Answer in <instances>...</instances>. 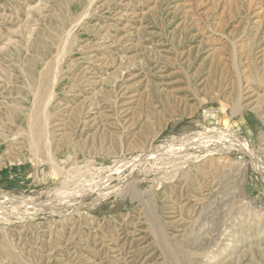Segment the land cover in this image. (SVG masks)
Returning <instances> with one entry per match:
<instances>
[{
  "label": "rangeland",
  "instance_id": "rangeland-1",
  "mask_svg": "<svg viewBox=\"0 0 264 264\" xmlns=\"http://www.w3.org/2000/svg\"><path fill=\"white\" fill-rule=\"evenodd\" d=\"M189 1L0 0V264H264V0Z\"/></svg>",
  "mask_w": 264,
  "mask_h": 264
},
{
  "label": "bare ground",
  "instance_id": "bare-ground-1",
  "mask_svg": "<svg viewBox=\"0 0 264 264\" xmlns=\"http://www.w3.org/2000/svg\"><path fill=\"white\" fill-rule=\"evenodd\" d=\"M223 1V3H224V0H222ZM216 2V1H215ZM230 2V1H229ZM249 2V1H248ZM214 3V2H213ZM250 3V2H249ZM220 3H216V4H214V8H216L218 5H219ZM188 7H189V9L188 8H186V9H188V10H186L185 9V11L186 12H191L192 14H193V16H195V15H197V17H196V20L198 19H200L199 18V16L202 14V13H200L199 11H197L196 9H195V7L193 8V6L194 5H196V4H194V2H192V0H190L187 4H186ZM185 5V6H186ZM216 5V6H215ZM225 5V4H224ZM220 6V5H219ZM230 6V5H229ZM256 7V6H255ZM199 8V7H198ZM224 8H225V6H224ZM217 9V8H216ZM220 9V8H219ZM184 10V9H183ZM223 10H225V9H223ZM219 12V11H218ZM185 13V12H184ZM211 17V16H210ZM192 18V17H191ZM194 18V17H193ZM204 20V19H203ZM207 25V24H206ZM218 26V25H217ZM202 30V29H201ZM210 31V30H209ZM211 33V32H210ZM213 33V32H212ZM209 34V33H208ZM226 37V36H225ZM209 38L211 39V41H214V42H218V41H222V40H220L221 38H217L216 36H214V34L213 35H211V36H209ZM228 39V38H227ZM61 57V56H60ZM60 59V58H59ZM237 65V64H236ZM235 72H236V76H235V79H236V83H237V85H238V88H237V91H238V96H239V100H238V102L236 103V105H235V108H234V110H236L235 112H238L239 110H240V104H241V102L243 101L242 99H243V97L244 96H242V95H244L243 93L245 92V90H247L246 89V87L244 86V82H243V78L241 77V75H240V72H239V70L237 69V66L235 67ZM58 74V73H57ZM110 94V93H109ZM121 94V93H120ZM51 94H47V96L45 97V103H46V105L51 101ZM103 98H104V96H103ZM127 99V98H126ZM242 100V101H241ZM103 102V101H102ZM105 106V105H104ZM48 107V106H47ZM45 113V112H44ZM48 124V123H47ZM47 126V125H46ZM241 142V141H240ZM239 142V143H240ZM234 144H235V142H233ZM232 146H233V144H232ZM244 146V144L243 145H241L240 147H243ZM243 149V148H242ZM244 149H246V148H244ZM243 149V150H244ZM240 150V149H239ZM243 150H241V151H243ZM245 151V150H244ZM243 151V152H244ZM246 152V151H245ZM250 154V153H249ZM251 156H252V154H251ZM252 158H253V156H252ZM254 159H256V158H254ZM252 160V161H256V160ZM258 159V158H257ZM257 162H260V161H257ZM256 162V163H257ZM255 163V164H256ZM262 163V162H261ZM259 165V164H258ZM262 165H263V163H262ZM256 166V165H255ZM259 166H261V165H259ZM264 166V165H263ZM258 167V166H257ZM264 168V167H263ZM260 170V169H259ZM262 170V169H261ZM264 171V170H263Z\"/></svg>",
  "mask_w": 264,
  "mask_h": 264
}]
</instances>
